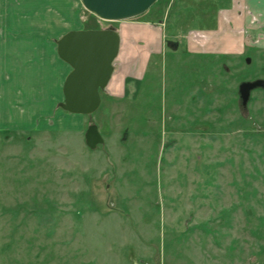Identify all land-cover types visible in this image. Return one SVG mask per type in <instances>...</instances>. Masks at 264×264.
Returning a JSON list of instances; mask_svg holds the SVG:
<instances>
[{
	"label": "rangeland",
	"instance_id": "rangeland-1",
	"mask_svg": "<svg viewBox=\"0 0 264 264\" xmlns=\"http://www.w3.org/2000/svg\"><path fill=\"white\" fill-rule=\"evenodd\" d=\"M229 6L158 0L107 21L81 2L77 25L123 35L92 114L59 105L71 69L61 30L44 36L42 59L0 60V264H264V88L247 106L240 94L264 79V47L187 44ZM128 53L140 55L125 72ZM93 123L105 139L95 149Z\"/></svg>",
	"mask_w": 264,
	"mask_h": 264
},
{
	"label": "crops",
	"instance_id": "crops-1",
	"mask_svg": "<svg viewBox=\"0 0 264 264\" xmlns=\"http://www.w3.org/2000/svg\"><path fill=\"white\" fill-rule=\"evenodd\" d=\"M263 1L231 0V6L225 10L221 9L217 14L214 25L210 22L209 26L191 30L187 44L196 50L195 43L198 44L199 41L203 45L201 51L207 54L233 56L248 54L251 49L264 47ZM81 2L82 0H0V60L42 59L43 50L50 48L52 40L45 38L46 34L53 36L61 30L59 35L62 36L70 30L85 29L77 25L74 14L79 10ZM162 25L152 26L149 23L150 28L161 34L164 33ZM196 32L197 35H193ZM197 36L200 38L195 42ZM201 51L196 50L197 53ZM136 55L137 53L126 55V61L122 62V69L125 72L130 69L127 60L136 59L140 54L135 57ZM141 59H144V62L136 74L140 72L142 75L143 69L148 66L149 57ZM67 68L65 67V70ZM114 75L115 73L107 86L108 90L112 86ZM112 88L120 91L119 86Z\"/></svg>",
	"mask_w": 264,
	"mask_h": 264
},
{
	"label": "water",
	"instance_id": "water-1",
	"mask_svg": "<svg viewBox=\"0 0 264 264\" xmlns=\"http://www.w3.org/2000/svg\"><path fill=\"white\" fill-rule=\"evenodd\" d=\"M158 0H82L84 7L99 18L120 21L146 13ZM121 34L114 28H85L65 32L57 40L59 57L71 70L63 83L64 101L60 107L70 113L92 114L102 103L105 89L115 71ZM264 88V79L240 85L242 104L247 106L251 92ZM87 145L95 149L105 142L96 123L87 128Z\"/></svg>",
	"mask_w": 264,
	"mask_h": 264
},
{
	"label": "trees",
	"instance_id": "trees-1",
	"mask_svg": "<svg viewBox=\"0 0 264 264\" xmlns=\"http://www.w3.org/2000/svg\"><path fill=\"white\" fill-rule=\"evenodd\" d=\"M57 41V39H55Z\"/></svg>",
	"mask_w": 264,
	"mask_h": 264
}]
</instances>
